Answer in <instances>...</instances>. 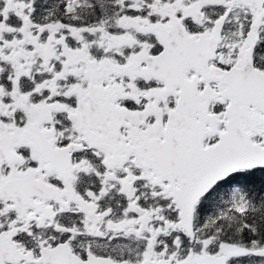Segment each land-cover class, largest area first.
Masks as SVG:
<instances>
[{"label":"snow or ice","instance_id":"1","mask_svg":"<svg viewBox=\"0 0 264 264\" xmlns=\"http://www.w3.org/2000/svg\"><path fill=\"white\" fill-rule=\"evenodd\" d=\"M0 264H264V0H0Z\"/></svg>","mask_w":264,"mask_h":264}]
</instances>
